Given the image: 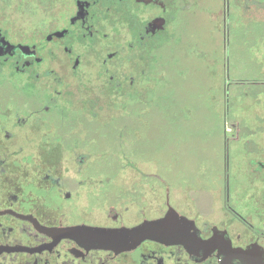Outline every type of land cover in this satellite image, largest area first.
Instances as JSON below:
<instances>
[{"label": "flooded vegetation", "instance_id": "flooded-vegetation-1", "mask_svg": "<svg viewBox=\"0 0 264 264\" xmlns=\"http://www.w3.org/2000/svg\"><path fill=\"white\" fill-rule=\"evenodd\" d=\"M196 10L220 36L226 91L230 29L241 53L259 54L245 38L264 28V0H223L220 14L201 0H0V264H264V189L257 205L233 204L226 177L216 188L197 171L179 209L168 174L138 166L152 159L133 131L153 110L149 69ZM222 128L226 144L233 125ZM248 160L264 188V161ZM170 209L194 226L192 248L89 245L86 228L131 229Z\"/></svg>", "mask_w": 264, "mask_h": 264}, {"label": "rangeland", "instance_id": "rangeland-1", "mask_svg": "<svg viewBox=\"0 0 264 264\" xmlns=\"http://www.w3.org/2000/svg\"><path fill=\"white\" fill-rule=\"evenodd\" d=\"M222 1L201 0V4L210 7L212 13L219 11L220 14ZM204 21L199 11L183 14L182 21L180 14L172 26L178 36L157 50L149 69L154 76L153 110L142 112L144 117L138 111L137 121L144 120V124L138 122V127H133L137 135L134 142L139 146L137 153L152 159L150 164L137 160L138 166L168 174L170 193L179 209L184 205L183 195L187 191L184 189L194 184L197 171L210 175L205 184L216 188L226 177L233 204L257 205L264 188L248 159L264 161V28H251L245 38V45L255 42L259 54L243 48L241 53L239 49L244 44L233 40L237 34L234 28L230 29L228 68L231 75L226 76L230 85L225 91L224 76H221L222 42L218 33L211 35V22ZM202 49L207 58L199 62L197 52ZM248 56L254 61L245 60ZM158 62H161L159 68ZM211 65L219 68L215 76L207 71ZM248 71L254 74L245 73ZM223 120L234 129V134H226V144ZM106 131V136L111 137H107L111 141L106 146L113 152L116 134L109 128Z\"/></svg>", "mask_w": 264, "mask_h": 264}, {"label": "water", "instance_id": "water-1", "mask_svg": "<svg viewBox=\"0 0 264 264\" xmlns=\"http://www.w3.org/2000/svg\"><path fill=\"white\" fill-rule=\"evenodd\" d=\"M193 230L192 223L170 209L164 218L147 221L131 229L86 228V233L89 234V245L95 248L121 249L144 240L184 244L192 248L198 242Z\"/></svg>", "mask_w": 264, "mask_h": 264}]
</instances>
